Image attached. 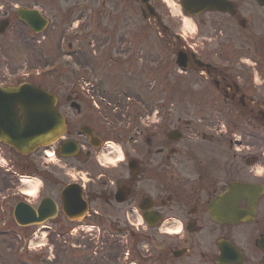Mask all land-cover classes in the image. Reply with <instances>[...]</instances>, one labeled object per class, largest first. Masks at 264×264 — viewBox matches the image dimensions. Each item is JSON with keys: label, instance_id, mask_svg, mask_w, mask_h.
I'll return each mask as SVG.
<instances>
[{"label": "flooded vegetation", "instance_id": "obj_1", "mask_svg": "<svg viewBox=\"0 0 264 264\" xmlns=\"http://www.w3.org/2000/svg\"><path fill=\"white\" fill-rule=\"evenodd\" d=\"M177 1L198 12L190 18L196 37L171 34L153 15L160 0L147 1L151 12L132 0L139 22L157 34L129 37L131 50L116 51L125 36L106 35L107 57L119 71L107 73L114 67L98 61L13 84L52 94L65 129L26 155L0 143V264H261L264 193L228 192L235 183L264 186V152L255 148L257 132L264 142V101L241 66L247 54L255 66L264 63V34L258 51L255 26L264 9L252 0ZM19 8L37 5H2L6 31L23 25ZM17 37L0 35V47ZM31 38L57 52L63 42ZM143 41L149 45L137 50ZM193 82L207 98L177 93ZM218 103L246 118L248 130L241 134L229 122L195 130L191 106ZM19 204L23 226L13 217ZM107 247L114 250L108 258Z\"/></svg>", "mask_w": 264, "mask_h": 264}, {"label": "rangeland", "instance_id": "obj_2", "mask_svg": "<svg viewBox=\"0 0 264 264\" xmlns=\"http://www.w3.org/2000/svg\"><path fill=\"white\" fill-rule=\"evenodd\" d=\"M166 1L169 2V0ZM171 1L170 3L178 4L176 0ZM28 3L38 5V7L43 9L44 13H46L49 19L52 18L48 29L42 34H47L51 37L48 40L49 46L53 44V40V42L58 41L60 35H62L63 33L65 36L68 35V38L65 39V42L70 43L72 47L70 51H68V54L65 53V51H62L59 54V52L55 51L54 48H44L43 44L37 43L36 40L29 39V37H27V34L25 33V30L23 31L21 28L15 27L9 32H6V34H14L18 37L15 38V41L7 42L6 45L4 44L5 46L2 45L0 47V82H8L12 75L25 69L38 68L42 71H48L49 69L47 67L50 66L55 59L60 64V67H67L70 69L79 65L94 66V63H97L99 61L102 62V64L100 65L101 67H114L112 70L107 69V73H110L115 71L114 69H116V67L120 66L118 63L114 64L110 62L107 57V52L112 50V43L110 42L111 38H107V36L111 34V30H115L114 34L117 36H125L122 40L123 43L117 42L114 47V51L131 50V46L133 45V43L129 44V42L127 41L128 38L136 35L142 36V34L140 33L142 26L140 25L143 23L139 22L141 18L140 15L133 14L131 12V9H129L127 6L122 7L120 0H4L3 4L0 3V8L2 7V5L13 8L18 4ZM247 4L248 2L245 3L244 7H250V5ZM136 6L137 4H135V7ZM173 8H176V11L171 7L172 13L175 14L172 18H167L169 13L166 8L161 7L160 10H156L157 14L161 18L162 24L170 26V28L173 30L171 34H182L185 38L196 37L195 28H193L190 23L186 25L184 21H180V17H178L179 14L177 7L174 5ZM67 9H69L73 13V19L70 23L65 21L63 25L59 24L58 20L63 18L62 14ZM93 13L94 15L92 16H95L94 19H97L91 23L89 21V18ZM182 19L185 18L182 17ZM114 20L122 21H117V23H114ZM255 23L258 34L256 35V37L258 38L256 39V41L257 44H259L260 42L262 44L263 40L261 35H259V31L264 32L263 15L257 14ZM186 26L188 28H186ZM106 29L107 31L105 32ZM143 34L144 36L150 34H157V31H155L151 26H149V30L143 32ZM76 35L79 37L75 39L74 37ZM148 43L146 41L138 43L136 44V49L144 50L145 47L149 45ZM202 43H204V41L201 38L199 42H197V45L199 44L201 46ZM77 47H79V52L78 49L76 50ZM242 50L243 48L239 50L241 54ZM222 51H229L228 55H230L231 58H234V53L231 49ZM76 52L77 54H75ZM223 55L227 54L224 53ZM244 56L246 58L248 54ZM245 58H241V60H244ZM107 59L110 63L105 62ZM113 60H116V58L113 57ZM250 63L251 64L246 67L248 68L246 70L249 72L250 83L254 88V97L262 99L264 101V74L262 70H260L264 65L262 64V60H259V64L257 66H254L255 71L258 72V78H256V81L254 82L252 75V73H254V70H251V65L257 62L255 60H250ZM222 66H225V64H222ZM188 86V89H184L183 87L185 86H182L181 89H176L177 93L182 94L184 91H188L189 96L192 99H198L202 97H204V99L207 98V96H204L205 91H203L199 87H196L194 82L189 84ZM225 117H230L229 119L226 118L230 122L236 120L238 130L241 134L248 130L246 120L241 118L239 114L233 111L229 112L226 107H223L219 104H206L203 106L193 104L191 106V120L192 122L197 121L195 130L198 131L206 130L208 132L212 129L218 130L219 124L225 126ZM256 140V151L259 153H263L264 142L262 141V139H260L259 134L256 135ZM256 167H261V164H256ZM113 253V249L107 248V258L108 256H112Z\"/></svg>", "mask_w": 264, "mask_h": 264}, {"label": "water", "instance_id": "obj_3", "mask_svg": "<svg viewBox=\"0 0 264 264\" xmlns=\"http://www.w3.org/2000/svg\"><path fill=\"white\" fill-rule=\"evenodd\" d=\"M260 6H264V0H255ZM46 92L30 86L17 89L0 88V128L4 137L1 139L15 151L26 153L36 145L45 141H52L63 130V119L54 108V102ZM48 100V103H44ZM23 111V119L19 121L16 107ZM47 113L43 115V110ZM46 115V118L44 117ZM47 126V132L43 133L40 125ZM235 190L251 191L256 187L237 185ZM259 190V188H258ZM18 218V217H17Z\"/></svg>", "mask_w": 264, "mask_h": 264}, {"label": "bare ground", "instance_id": "obj_4", "mask_svg": "<svg viewBox=\"0 0 264 264\" xmlns=\"http://www.w3.org/2000/svg\"><path fill=\"white\" fill-rule=\"evenodd\" d=\"M184 23L187 25V24H189V21L188 20H184ZM186 28H188V27L186 26ZM26 183H27V185H26ZM23 184L28 186L29 182H27L26 180H23Z\"/></svg>", "mask_w": 264, "mask_h": 264}]
</instances>
